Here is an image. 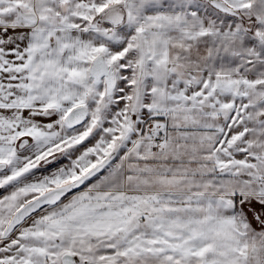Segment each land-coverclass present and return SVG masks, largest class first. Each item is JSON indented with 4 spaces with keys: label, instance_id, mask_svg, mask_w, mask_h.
<instances>
[{
    "label": "snow or ice",
    "instance_id": "6c2138e0",
    "mask_svg": "<svg viewBox=\"0 0 264 264\" xmlns=\"http://www.w3.org/2000/svg\"><path fill=\"white\" fill-rule=\"evenodd\" d=\"M0 264H264V0H0Z\"/></svg>",
    "mask_w": 264,
    "mask_h": 264
}]
</instances>
